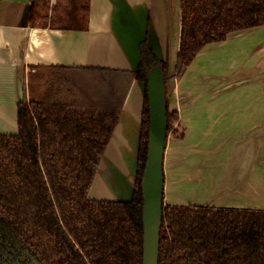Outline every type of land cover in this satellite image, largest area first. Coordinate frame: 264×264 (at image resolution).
Wrapping results in <instances>:
<instances>
[{"label":"trees","instance_id":"trees-1","mask_svg":"<svg viewBox=\"0 0 264 264\" xmlns=\"http://www.w3.org/2000/svg\"><path fill=\"white\" fill-rule=\"evenodd\" d=\"M51 28L84 30L88 0H33ZM176 79L209 43L264 25V0H179ZM135 70L32 66L40 89L17 104V130L0 133V264H142L141 179L149 115L147 78L165 62L140 41ZM44 69L43 71H37ZM133 81L144 84L131 199L88 197ZM167 133L178 121L166 102ZM182 134H179L181 136ZM158 264H264V210L166 204Z\"/></svg>","mask_w":264,"mask_h":264},{"label":"crops","instance_id":"crops-1","mask_svg":"<svg viewBox=\"0 0 264 264\" xmlns=\"http://www.w3.org/2000/svg\"><path fill=\"white\" fill-rule=\"evenodd\" d=\"M32 1L0 0V133L17 130L20 90H26L32 66L134 70L137 44L145 38L165 65L174 62L175 68L179 0H88L84 30L51 28L40 8L30 18ZM171 68L165 100L184 131L167 135L164 205L264 210V25L205 45L178 79ZM143 96L144 85L133 81L89 197L130 198Z\"/></svg>","mask_w":264,"mask_h":264},{"label":"water","instance_id":"water-1","mask_svg":"<svg viewBox=\"0 0 264 264\" xmlns=\"http://www.w3.org/2000/svg\"><path fill=\"white\" fill-rule=\"evenodd\" d=\"M140 41L137 44L138 62H139L138 46ZM23 98H24V91L22 87V89L20 90L19 101H22ZM147 100H148V115H149V131L147 137L146 159H145L144 169L141 179L142 223H143L142 264H158L159 237H160V228L162 224V210L164 207L163 159H164V150L166 147V140L168 135L167 119H166L165 80L159 68L152 70L148 75ZM137 157H138V152H137ZM136 172H137V161H136ZM132 191H133V187H132ZM132 191H131V196H132ZM131 196L128 200L131 199ZM128 200H117V201H128Z\"/></svg>","mask_w":264,"mask_h":264},{"label":"rangeland","instance_id":"rangeland-1","mask_svg":"<svg viewBox=\"0 0 264 264\" xmlns=\"http://www.w3.org/2000/svg\"><path fill=\"white\" fill-rule=\"evenodd\" d=\"M175 34H176V32H175ZM235 49H236V47H234ZM238 50V49H237ZM230 51V50H229ZM175 58H176V55H175ZM236 60H239V58H237ZM170 63H172V65L174 64V62H170ZM170 63L169 64H166V67H165V77H166V75L168 74V71H169V69L171 68V65H170ZM257 66H260V62H259V60H258V62H257ZM44 69H38V70H36V72L37 71H43ZM173 71H174V67L172 66V68H171V73H173ZM35 78H37V81H30L31 79H30V76L28 75V77H27V82H28V88H27V94H28V97H32L33 96V94L34 93H36L39 89H40V85H41V78H39V77H35ZM183 131H184V127L182 126V124L180 123V122H175L174 124H173V126H172V130L168 133L169 134V136L168 137H170V136H178L179 134H183ZM89 197V196H88ZM89 198H91V199H94L93 197H89ZM186 203V204H185ZM189 204H191V205H196V204H194V203H190V202H181V204L180 205H189ZM196 206H199V205H196ZM202 206V205H201Z\"/></svg>","mask_w":264,"mask_h":264}]
</instances>
